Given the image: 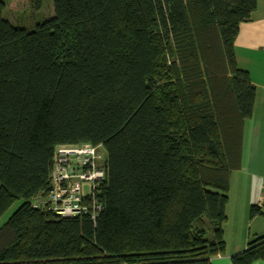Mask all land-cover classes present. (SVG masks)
<instances>
[{"label":"trees","instance_id":"16d2710c","mask_svg":"<svg viewBox=\"0 0 264 264\" xmlns=\"http://www.w3.org/2000/svg\"><path fill=\"white\" fill-rule=\"evenodd\" d=\"M51 2L27 30L0 0V217L21 201L0 264H211L255 97L234 40L257 0ZM80 143L106 152L98 216L34 208L54 148ZM255 261L264 235L231 257Z\"/></svg>","mask_w":264,"mask_h":264},{"label":"crops","instance_id":"0c3cea01","mask_svg":"<svg viewBox=\"0 0 264 264\" xmlns=\"http://www.w3.org/2000/svg\"><path fill=\"white\" fill-rule=\"evenodd\" d=\"M234 55L237 67L248 72L255 97L252 114L243 123L240 168L229 175L224 253L211 257V264H231L234 254L264 235L263 217L249 215L250 207L257 206L264 180V0H257L250 19L239 24Z\"/></svg>","mask_w":264,"mask_h":264},{"label":"built area","instance_id":"2783aa9c","mask_svg":"<svg viewBox=\"0 0 264 264\" xmlns=\"http://www.w3.org/2000/svg\"><path fill=\"white\" fill-rule=\"evenodd\" d=\"M102 145L80 143L57 145L52 155L49 191L35 198L34 208L51 211L61 217L89 215L94 221L102 209L95 191L105 179ZM257 207L264 212V180Z\"/></svg>","mask_w":264,"mask_h":264},{"label":"rangeland","instance_id":"374dc122","mask_svg":"<svg viewBox=\"0 0 264 264\" xmlns=\"http://www.w3.org/2000/svg\"><path fill=\"white\" fill-rule=\"evenodd\" d=\"M52 16L53 7L51 0H42L39 7H36L30 0H6V6L2 11V17L10 24L27 30L33 29L36 23H40ZM101 151L106 156L104 148ZM20 204L21 201L14 202L0 217V223L5 222Z\"/></svg>","mask_w":264,"mask_h":264}]
</instances>
